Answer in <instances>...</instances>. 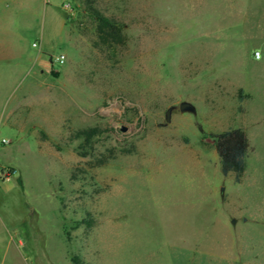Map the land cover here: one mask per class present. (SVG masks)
Listing matches in <instances>:
<instances>
[{"label": "rangeland", "instance_id": "374dc122", "mask_svg": "<svg viewBox=\"0 0 264 264\" xmlns=\"http://www.w3.org/2000/svg\"><path fill=\"white\" fill-rule=\"evenodd\" d=\"M0 49V264H264V0H0Z\"/></svg>", "mask_w": 264, "mask_h": 264}, {"label": "trees", "instance_id": "16d2710c", "mask_svg": "<svg viewBox=\"0 0 264 264\" xmlns=\"http://www.w3.org/2000/svg\"><path fill=\"white\" fill-rule=\"evenodd\" d=\"M84 11L95 23V32L102 43H121L120 26L115 20L102 15L96 8L87 5ZM95 132L94 128L81 131L84 139L87 140ZM210 139L218 157L220 173L225 176L232 174L235 183L240 181L245 167V157L248 151V140L240 128H228L214 134ZM72 264H81L77 257H71Z\"/></svg>", "mask_w": 264, "mask_h": 264}, {"label": "water", "instance_id": "95a60500", "mask_svg": "<svg viewBox=\"0 0 264 264\" xmlns=\"http://www.w3.org/2000/svg\"><path fill=\"white\" fill-rule=\"evenodd\" d=\"M173 107L170 106L168 107L165 111H164V123L165 122H168L169 120V114H170V111ZM178 110L179 111H186V110H193V107L188 103V102H180L177 106ZM164 123H161V125H164ZM121 131L124 130L123 127L120 128Z\"/></svg>", "mask_w": 264, "mask_h": 264}, {"label": "built area", "instance_id": "2783aa9c", "mask_svg": "<svg viewBox=\"0 0 264 264\" xmlns=\"http://www.w3.org/2000/svg\"><path fill=\"white\" fill-rule=\"evenodd\" d=\"M62 7H64V8H69V4H68V3H64V4H62ZM252 56H253V58H255V59L259 58V56H260L259 51H258V50H254V51L252 52ZM63 60H64V56H63L62 54H59V55H57V56H55V57L53 58V61H55V62L58 63V64H59V63H62Z\"/></svg>", "mask_w": 264, "mask_h": 264}, {"label": "crops", "instance_id": "0c3cea01", "mask_svg": "<svg viewBox=\"0 0 264 264\" xmlns=\"http://www.w3.org/2000/svg\"><path fill=\"white\" fill-rule=\"evenodd\" d=\"M254 50H258L259 51V49H253V51ZM252 51V52H253ZM8 53V54H7ZM9 53H12V51H9V50H6V49H0V60L3 58V57H5V56H7V55H10ZM259 53H261L260 51H259ZM260 56H261V54H260ZM260 56H259V58H260ZM253 57V56H252ZM259 58H257V59H259ZM253 59H255V58H253ZM257 59H255V60H257Z\"/></svg>", "mask_w": 264, "mask_h": 264}]
</instances>
